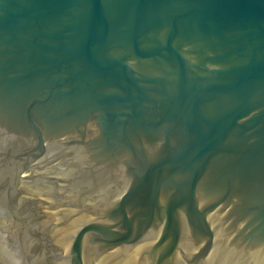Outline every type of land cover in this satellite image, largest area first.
Wrapping results in <instances>:
<instances>
[{"label":"water","instance_id":"95a60500","mask_svg":"<svg viewBox=\"0 0 264 264\" xmlns=\"http://www.w3.org/2000/svg\"><path fill=\"white\" fill-rule=\"evenodd\" d=\"M0 264H264V0H0Z\"/></svg>","mask_w":264,"mask_h":264}]
</instances>
